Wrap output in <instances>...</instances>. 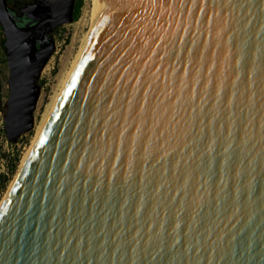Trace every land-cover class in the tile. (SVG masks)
<instances>
[{
	"label": "water",
	"instance_id": "1",
	"mask_svg": "<svg viewBox=\"0 0 264 264\" xmlns=\"http://www.w3.org/2000/svg\"><path fill=\"white\" fill-rule=\"evenodd\" d=\"M74 5L0 0L11 144ZM0 264H264V0H107L0 203Z\"/></svg>",
	"mask_w": 264,
	"mask_h": 264
},
{
	"label": "rangeland",
	"instance_id": "2",
	"mask_svg": "<svg viewBox=\"0 0 264 264\" xmlns=\"http://www.w3.org/2000/svg\"><path fill=\"white\" fill-rule=\"evenodd\" d=\"M94 4V0H83L77 20L70 24L60 26L50 35L55 42V51L43 68L38 81L40 95L33 114L34 128L32 131L22 135L14 144L7 142L3 132L4 126L2 123L6 112L5 104L8 97V68L6 65L5 52L1 47L3 38L0 33V108L2 110L0 111V170L3 171V173L0 174L7 178L0 194V201L9 190L26 153L36 137L46 108L50 106L51 99L56 94L58 85L66 73L64 70H68L70 63L78 51L80 40L87 31ZM13 164H16V169L11 172L10 166Z\"/></svg>",
	"mask_w": 264,
	"mask_h": 264
},
{
	"label": "bare ground",
	"instance_id": "3",
	"mask_svg": "<svg viewBox=\"0 0 264 264\" xmlns=\"http://www.w3.org/2000/svg\"><path fill=\"white\" fill-rule=\"evenodd\" d=\"M94 1H95V4H94V7H93V13L91 14L87 31L85 32V34L83 36L81 35L82 38L80 40L79 48L77 47L78 51H77L74 59L70 63V67L68 68L67 71L64 70V72H66V73L64 74V76L62 77V79L60 81V84L58 85L56 94L51 99L50 106L49 107L47 106V108H46V111H45V114L43 116L42 122H41V124H40V126H39V128L37 130L36 137H35L32 145H31V147L29 148L28 152L26 153V155H25V157H24V159L22 161L21 167L25 163V161H26V159H27V157L29 155L30 150L33 148L37 138L39 137L41 131L43 130V128L45 126V123L48 120L53 108L57 104V102L59 100V97H60V94H61V91L65 90V87L67 86L70 78L72 77L73 73L75 72V70L77 69L79 64L82 62V60H83L88 48L90 47V45L93 42V39L95 37V28H96L97 20H98L100 14H101L106 2H107V0H94ZM21 167H20V169H21ZM20 169H19V171H20ZM16 176H15V178H16ZM15 178H14V180H15ZM14 180H13V182H14ZM13 182H12V184H13ZM12 184H11V186H12ZM10 187H9V189H10ZM5 196H4V198H5Z\"/></svg>",
	"mask_w": 264,
	"mask_h": 264
},
{
	"label": "flooded vegetation",
	"instance_id": "4",
	"mask_svg": "<svg viewBox=\"0 0 264 264\" xmlns=\"http://www.w3.org/2000/svg\"><path fill=\"white\" fill-rule=\"evenodd\" d=\"M7 1V6L8 9L17 17H19L20 19L23 20L22 15L19 13L20 9H22L23 7H25L26 5H29L31 3H33V0H6ZM0 33L2 35V49L4 50V36L2 33V27L0 25ZM5 52V50H4Z\"/></svg>",
	"mask_w": 264,
	"mask_h": 264
},
{
	"label": "trees",
	"instance_id": "5",
	"mask_svg": "<svg viewBox=\"0 0 264 264\" xmlns=\"http://www.w3.org/2000/svg\"><path fill=\"white\" fill-rule=\"evenodd\" d=\"M82 1L83 0H75V5H74V13H73V22L74 21H76L77 20V18L79 17V13H80V8H81V5H82ZM0 111H2L1 110V108H0ZM3 132H4V129H3ZM5 134V133H4ZM15 169H16V164H13V165H11L10 166V171L11 172H13V171H15ZM17 172V171H16ZM16 174V173H15ZM15 176V175H14ZM6 180H7V178L5 177V176H2L1 174H0V194H1V192H2V189H3V187H4V183L6 182ZM13 180V179H12ZM11 180V181H12ZM11 181H10V183H11ZM9 183V184H10ZM9 186V185H8ZM8 188V187H7ZM6 193V192H5ZM3 199V198H2ZM2 199H1V201H2ZM1 201H0V203H1Z\"/></svg>",
	"mask_w": 264,
	"mask_h": 264
},
{
	"label": "built area",
	"instance_id": "6",
	"mask_svg": "<svg viewBox=\"0 0 264 264\" xmlns=\"http://www.w3.org/2000/svg\"><path fill=\"white\" fill-rule=\"evenodd\" d=\"M3 124V123H2ZM0 173H3V171L2 170H0Z\"/></svg>",
	"mask_w": 264,
	"mask_h": 264
}]
</instances>
